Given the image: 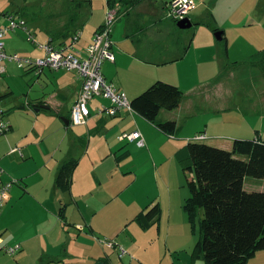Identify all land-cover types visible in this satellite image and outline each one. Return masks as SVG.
I'll list each match as a JSON object with an SVG mask.
<instances>
[{
    "label": "crops",
    "instance_id": "1",
    "mask_svg": "<svg viewBox=\"0 0 264 264\" xmlns=\"http://www.w3.org/2000/svg\"><path fill=\"white\" fill-rule=\"evenodd\" d=\"M154 2L155 0H141L131 8L119 6V16L116 22L132 16L134 10L139 6H141L143 10H148L150 13L153 12L156 14V9L152 6ZM170 2H172V0H170ZM169 3H166L168 9ZM143 5H148L149 7L145 8ZM196 8L197 4L193 10ZM83 10H85V8H83ZM83 14L84 12H82L81 17ZM6 15H13L16 19L23 20V18L16 16L14 12L10 14L8 11L0 12V28L8 26H3V24H6ZM169 20H172V23L174 22L172 25L177 30H188L177 27L178 21L173 19V16ZM190 20L193 26L198 24V22H193L192 19ZM80 22L76 25V28H78L75 29L74 32H70L68 38L62 37L63 32L66 31L65 27L64 31L51 35L46 41H43L36 33L37 30L30 31L27 28L29 24L27 21H25V26L20 28L26 29L30 44L40 50L42 56H44V51L40 48V44L50 42L57 47L61 46L62 43L68 42L76 32L81 30ZM103 24L104 18L102 19L100 17L93 35L87 39V43L85 42L86 44L81 43V36L77 49L85 53L95 33ZM139 27V31L143 34L145 28L137 23L135 28L137 29ZM12 31L10 30L6 33L5 39ZM219 32H222V39L219 40L216 38L218 32H214L215 38L218 41H223L225 39L228 49V39L225 37V33L221 30ZM136 34L137 33H134L130 36L132 37ZM171 36L172 35H170V37ZM111 37L114 53L115 47L121 49L122 44L127 42V36L123 39L122 36L119 35L118 26L112 31ZM194 37L195 33L193 36L189 34L188 40L182 43L179 48H174V50L171 46L162 50L151 49L149 52L147 51L146 55L144 54L141 56L143 49L139 48L134 54L137 62L139 61L156 68H162L158 69L156 73H152L151 76L145 77V80L150 82L163 78V80H156L150 86L157 81L170 84L175 83L174 85L176 86H181L183 83H187V85L190 84L187 90L190 93L187 95L180 87L184 92L180 106L173 111H161L159 115L160 122H176L178 130L175 135L164 133L135 111L132 113L129 110L126 111V109H122L113 117L109 115H99L95 109L103 104H93L97 97L91 102V104H93L91 109L92 116H90L89 122L86 125L78 126L80 128L76 131L70 130V126L77 127L72 124L70 117L72 105L77 102L80 94L79 92L82 88V79L76 70H60L54 72H63L74 76V78L68 80L69 84L57 93L61 95L63 101L67 100V103L60 104L59 108L53 111V103L51 100L46 101L38 99L35 101L33 109L37 116L47 114L52 116V118L54 117L52 122L42 125L41 128L36 124L30 135H25V139L20 143H15L12 149L19 148L20 151L13 153L8 152L9 145H4V140H0L2 144L0 147V166L4 170L0 180L2 183L12 181L14 178L18 181V183L13 185L9 194V199L2 207L0 215V232L4 245L14 246L19 244L21 246V250L16 255L10 256L16 259L15 261L17 264H59L63 261H67V263L64 264H120L115 261V259L112 260L109 250L118 252L120 262L129 254L132 258L129 264H161L164 258L168 256V253L171 256L173 251L171 250L172 248L170 249L169 247L171 234L168 233L171 232L170 229L158 225L157 230L154 231L153 228L158 222L150 228H144L140 223H137L138 226L136 225L135 229L138 233L135 235L130 232V228H125L122 224L135 221L139 213L147 211L156 203H154V197L148 195L142 188L135 189V193H129L135 186L143 184L146 177L152 179V174L154 175L156 172H159L158 168L160 166L158 163H160L161 157L158 158L156 152H158L160 156L164 150L171 147V145H167L170 144L167 140H172V138L177 137L180 130L183 129L185 125L191 124V122L199 117L202 118V116L215 114H222L225 117H223L222 121H213L210 118L198 121L200 123L199 131L201 134L205 135V140L213 141L209 143L210 145L218 148L224 147L221 141L222 138L228 139L231 145H233L234 140L239 138L240 140L258 139L264 142L260 136L251 139L243 138L247 137L248 133L252 134L257 131L258 125L256 127H245V124H236V122L227 117L234 112H241L244 115H247V113H258V115L264 117V64L255 59V56L258 55L260 51H264V49H260L248 60L249 64L252 66L250 67L251 74L254 75V81L251 80V83L254 84L253 86H255L254 88L256 90L260 88V94L257 96H250L252 102L249 104L247 99L248 95L244 91V89H247V87H244L247 79H244L243 76L238 78L237 72L241 67L239 66V62L233 61L232 64L229 62V53L227 49L226 61H222L221 59L218 60V55L214 54L213 51L214 57L208 62L214 64L212 65L213 69H217L216 74H213V78L208 82L211 85L203 81L192 83L197 77H200V66L194 65V68L189 72L188 66L185 65L182 60L186 58V54L191 49ZM179 51L185 53V55L180 57L181 55L177 54ZM132 55L133 54L117 53L114 62L107 61L104 65L106 63H108L109 66L116 65L119 58L120 60L127 56L134 58ZM17 65L23 70L24 76H28L35 72V68L29 66L25 67V65L21 66L19 63H17ZM103 74L108 82L115 85L114 81L109 80L104 70ZM36 75L38 74L36 73ZM115 87L120 90L116 85ZM237 87L240 89V92L237 91ZM242 88L243 90L241 91ZM10 94L11 92L0 93V100L6 103L3 99ZM138 95L132 98V101ZM239 95L244 96L246 99V106L236 102V97ZM68 103L70 107L67 106ZM248 104L250 105L249 107ZM252 104L254 105V109L251 107ZM40 106H45L47 108L38 110ZM249 109L252 110L250 111ZM57 117H63L64 126L57 123V119H55ZM130 121L134 124L126 128L127 126H124L125 123ZM261 122L260 124L262 126ZM216 125H221L227 132L222 134L215 132L214 127ZM10 126L11 130H13V126L11 124ZM143 127H146L147 130ZM262 129L264 130L263 127ZM136 131L141 133L142 140H144L145 143L141 148L137 144V141L131 142L127 139H121L123 134H130ZM42 133L44 134V139L53 138V149H48L42 153V155L37 156L34 153L28 152V147L21 145L23 143L29 144L28 138L34 135L36 142L33 145L40 147L42 143H44L39 137ZM197 136L199 135L195 137ZM188 139L193 138L188 137ZM161 141L166 143V145L163 147L164 150L159 152V146L158 151L156 148L157 144L159 145ZM125 142L132 143L136 147L134 150L138 149L141 151L140 154L136 155L133 153L134 151L123 146ZM181 148H183V146L179 149ZM231 148L228 150H231ZM221 149L227 150V148ZM125 152L129 153L128 156H123ZM11 154L19 155V157H21L19 159L31 162V164L25 163L26 171L24 173L20 174L10 166L12 162L8 157H10ZM144 155H147L146 159ZM71 159H76L78 165L73 172L70 189L68 191H62L57 187L55 179L58 176L59 167ZM134 159L138 161L141 159L142 162L133 165L131 162H134ZM155 177L156 176H154V179ZM244 188L246 189L245 185ZM247 191L253 192L257 190ZM126 199H128V201ZM120 201L123 203L122 206L125 205L129 209L119 213V207L117 205ZM62 208H64L65 220L60 218V210ZM111 212L114 213L112 216H110ZM127 213H129V216L125 217L124 215ZM146 234H151L152 241H160L161 244L165 245V248L163 251L159 249L151 254H146L147 258H138L139 253L145 250L148 243L145 237ZM107 240L115 242L116 248H109L108 244L105 243ZM120 248L126 252V255L124 254L125 256L123 255L120 257ZM144 252H147V250ZM163 256L164 258H162ZM166 264L174 263H172L170 259Z\"/></svg>",
    "mask_w": 264,
    "mask_h": 264
},
{
    "label": "rangeland",
    "instance_id": "2",
    "mask_svg": "<svg viewBox=\"0 0 264 264\" xmlns=\"http://www.w3.org/2000/svg\"><path fill=\"white\" fill-rule=\"evenodd\" d=\"M77 1L84 2L85 0H0V12L8 11L9 14L14 12L16 16L23 18V20L29 23L27 28L30 31L37 30L36 33L43 41H46L51 35L61 33L65 30L66 23L69 21L71 14L76 12L74 5ZM90 1L91 2L87 4L86 1L83 3L86 4L84 7L85 10L82 11L84 12L83 16L68 27L70 32H74V30L78 28H76L77 23L81 21L80 31L82 32V44H86L87 39L93 35L100 17L102 19L104 18L105 22L108 13L107 0ZM193 1L197 4V8L189 13V18L192 19L193 22H200L201 25H194L188 30L179 31L173 27L172 24L174 22L172 23V20H169L172 17L170 9L166 7V3H169L170 0H155L152 6L155 7L156 14L153 12L150 13L148 10H143L142 7L139 6L134 10L132 16L118 20L111 30L114 31L118 26L119 35L122 36L123 39L127 36V42L122 44L121 49L115 47L114 54H133L132 56L135 59L127 56L121 60L119 58L116 65L109 66V64L106 63L103 66L104 73L108 76L109 80L114 81L115 85L120 90L124 91L128 99L132 101V98L146 90L153 82L156 80H163V78L156 79L152 82L145 80V77L151 76L152 73H156L158 69L162 68H156L139 61L137 62L134 56L137 49H143L141 56L144 54L146 55L147 51L149 52L151 49L162 50L171 46L174 50V48H179L182 43L188 40L189 34L193 36L195 33L192 47L186 54V58L182 60L185 65L188 66L189 72L194 68V65L200 66V77H197L195 79L196 81L194 80L192 83L201 81L208 83L209 80L213 78V74L217 72V69L212 68L214 64L208 62L214 57V54L218 55V60L221 59L222 61H226L228 50L229 62L231 64L233 61L239 62V66L241 67L237 72L238 78L243 76L244 79H247L244 85L247 89H244V91L248 95V103L251 104L252 99L250 96H257L260 94V88L256 90L254 88L255 86H253L254 84L251 83V80L254 81V75L251 74L250 67L252 66L249 64L248 60L260 49H264V0ZM143 7L148 8L149 6L143 5ZM5 20L6 24H3V26L9 25L10 20H8V17H6ZM137 23L145 28L143 34L139 31L140 27L137 29L135 28ZM216 27L225 33V37L228 39V49L225 39L223 41H218L215 38L213 29ZM134 33L137 34L131 37L130 35ZM170 35L172 36L170 37ZM4 42L6 44L7 53L12 56L13 54H18L23 58L33 60L41 58L40 56H42L41 51L33 47L28 41V33L25 28H18L10 32L7 38H4ZM180 51L177 54L183 57L185 53ZM4 66H7V70H5V74L0 75V93L11 92V94L3 99L6 103L0 100V106L2 107L1 109L6 111L5 121L13 126V130L6 132L5 135H0V140H4V145H9L8 152L12 153L11 149L15 146L14 144L24 140L25 135H30L36 124L41 128L42 125L52 122L54 118L47 114L37 116L33 110L35 101L38 99L46 101L51 100L53 103V111L57 110L60 104L67 103V100L63 101L61 95L57 93L68 85V80L74 78V76L63 72H54L49 68L43 69L39 76L36 75L37 70L28 76H24L23 70L18 67L17 63L5 61ZM208 85L211 84L208 83ZM179 87L183 89L186 95L190 93L187 91L190 84L187 85V83H183ZM242 90L243 88L241 91ZM237 91L240 92L238 87ZM236 102L244 104V106L247 105L246 99L242 95L236 97ZM93 104L110 105V101L103 97H97ZM93 104L90 105L91 109ZM249 104L248 107L250 106ZM67 106L70 107L69 103ZM253 106L252 104L251 107ZM164 111L166 112V110ZM223 117L225 116L222 114H215L197 118L195 121L191 122V124L185 125V127L180 130L177 137L172 138V140H167L168 143H170L167 145H171V147L166 150L163 149L166 143L162 141L159 142L156 150L158 151V146L159 152L164 150L160 156L158 152H156V156L158 158L161 157V161L158 163L160 166L158 168L159 172H156L154 175L152 174V179L146 177L143 184L135 186V188L129 192L135 193V189L142 188L144 192L154 197V203L156 202L155 205L159 203L161 207L162 212L160 220L155 224L153 229L156 231L158 225L170 229L171 232L168 233L171 234L169 247L173 250L171 256L168 253L166 258H164V256L162 257L164 260L161 264H166L170 259L174 264H205L203 260H198L194 256V248L199 241L200 230L197 232L194 231V225L185 209V203L191 198L188 183L194 178V173L189 171L188 166L190 165L188 163H180V161L176 159L175 154L180 147H184L188 142L193 141L205 144L213 142L206 140L194 141V137L201 134L199 131L200 123L198 121L205 118H210L213 121H222ZM227 117L236 122V124H245V127H256L258 125L257 131L252 134L248 133V136L243 138L251 139L260 136V138L264 140V130L262 129V127L264 128V117L258 115V113H247V115H244L241 112H234ZM62 118L63 117H57L55 119H57L59 125L64 126ZM133 124L134 123L130 121L125 123L124 126L128 128ZM146 127L143 128L146 129ZM79 128L80 127L70 126V130L73 131ZM214 131L219 134L227 132L221 125H216ZM39 137L44 141L40 147L33 145L36 142L34 135L28 138L29 144L23 143L21 145L28 147V152L34 153L37 156L42 155V153L48 149H53V138L44 139L43 133ZM188 137L193 139H188ZM161 139L165 140L164 138ZM221 141L224 146L221 148L229 149L232 147L228 139L222 138ZM1 145L0 143V147ZM123 146L134 151L133 153L136 155H139L141 152L138 149L134 150L136 147L132 143L125 142ZM8 158H10L12 162L10 166L20 174L26 171L25 163L31 164L30 161L19 159L21 157L16 154H11ZM144 158L146 159L147 155H144ZM141 162V159L140 161L134 159V162L131 163L137 165ZM154 176H156L155 179ZM12 180H15V178ZM243 185H245L247 190L264 192V179L247 177ZM126 200L128 201V199ZM122 205L123 203H121V201L117 205L119 207V213L129 209L125 205ZM113 214L114 213L111 212L110 216ZM128 214L129 213L124 216L127 217L129 216ZM202 217L203 213L201 212L200 216L196 219V223H199ZM137 223L136 221H132L131 223L122 224L125 228H130V232L136 235L138 233L135 229V226H138ZM196 229H198V226ZM145 237L148 243L144 251L147 250V252H140L138 258H147L146 254H151L159 249L163 251L165 248V245L161 244L160 241L153 242L151 234H146ZM109 254L112 260L115 259V261L120 264H129L131 263L130 261H132L131 255L129 254L121 262L119 261L117 251L113 252L109 250ZM15 260V258L10 257L7 253L0 252V264H17ZM64 263H67V261H63L59 264ZM249 264H264V250L258 251L257 256L252 259Z\"/></svg>",
    "mask_w": 264,
    "mask_h": 264
},
{
    "label": "trees",
    "instance_id": "3",
    "mask_svg": "<svg viewBox=\"0 0 264 264\" xmlns=\"http://www.w3.org/2000/svg\"><path fill=\"white\" fill-rule=\"evenodd\" d=\"M85 1L86 4L91 2ZM140 1L107 0V6L131 8ZM84 2L75 3L76 12L71 14L62 37H69L68 27L81 17ZM213 31L220 30L216 27ZM255 59L264 64V51ZM183 96L179 86L157 81L130 103L137 114L164 133L175 135L176 122H160L159 115L161 111L177 109ZM128 154L125 152L123 156ZM176 158L180 163H188L189 171L194 173L188 183L191 198L185 203V209L194 231L200 230L194 248L195 258L205 264H249L258 251L264 250V192H249L243 184L246 177L264 179V142L239 138L234 140L231 150H226L192 141L177 151ZM77 165L78 161L71 159L59 167L55 181L62 191L70 189ZM161 212L160 205L156 204L139 213L135 221L150 228L159 222ZM201 212L203 217L196 223ZM60 218L65 220L64 208L60 210Z\"/></svg>",
    "mask_w": 264,
    "mask_h": 264
},
{
    "label": "built area",
    "instance_id": "4",
    "mask_svg": "<svg viewBox=\"0 0 264 264\" xmlns=\"http://www.w3.org/2000/svg\"><path fill=\"white\" fill-rule=\"evenodd\" d=\"M196 7V3L193 0H172L169 3V9L171 16L177 21L189 18V13ZM119 16V5L115 7H108V13L103 26L95 33L92 42L88 45L85 53L77 49L78 43L82 36V32H76L68 42L62 43L57 47L53 43L47 42L40 44V48L44 51V56L37 58L36 60L23 58L18 54L8 55L5 50L4 38L6 33L10 30H16L17 28L24 27L25 21L16 19L13 15H8L10 23L7 27L0 28V75L5 73L6 67L5 61H14L21 66H29L37 70V74L40 75L45 68H49L53 71H75L80 75L82 79V88L79 92L77 102L72 105L71 120L72 124L77 127L80 125H86L90 116H92V110L90 108L91 102L96 97H104L110 101V105H100L95 110L99 115L115 116L122 109H126L134 113L131 107V101L128 99L125 92L118 90L114 84L108 82L103 74V65L107 61L114 62L115 54H113V42H112V30L113 26ZM34 41V38H33ZM0 106V135H5L6 132L11 130L10 124L6 120V111L1 109ZM195 141H204L206 139L204 134L194 137ZM121 139H127L131 142L137 141V144L141 147L145 145L142 140V135L139 131L133 133H125ZM12 153L20 151L19 148L11 150ZM4 173V170L0 166V178ZM18 183L17 180H12L6 183H2L0 180V215L2 207L9 199V194L14 184ZM109 248H116V244L113 241H105ZM118 248V247H117ZM21 250L19 244L14 246L4 245L2 236L0 233V252H5L10 256L16 255ZM120 257L126 252L123 249H119Z\"/></svg>",
    "mask_w": 264,
    "mask_h": 264
},
{
    "label": "water",
    "instance_id": "5",
    "mask_svg": "<svg viewBox=\"0 0 264 264\" xmlns=\"http://www.w3.org/2000/svg\"><path fill=\"white\" fill-rule=\"evenodd\" d=\"M192 26H193L192 21L189 18H185L183 20L178 21V26L177 27H180L181 29H190ZM221 35H222V32H218L216 34V36H217L216 38H218L219 40H221L222 39V36ZM41 108H47V107L40 106L38 108V110L41 109Z\"/></svg>",
    "mask_w": 264,
    "mask_h": 264
}]
</instances>
